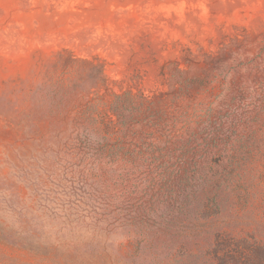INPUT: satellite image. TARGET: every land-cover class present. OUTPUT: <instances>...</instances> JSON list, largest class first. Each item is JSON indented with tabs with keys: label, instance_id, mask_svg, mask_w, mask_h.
<instances>
[{
	"label": "trees",
	"instance_id": "trees-1",
	"mask_svg": "<svg viewBox=\"0 0 264 264\" xmlns=\"http://www.w3.org/2000/svg\"><path fill=\"white\" fill-rule=\"evenodd\" d=\"M237 52L228 44L173 60L166 90L106 99L101 63L58 51L36 91L49 104L15 121L20 143L0 176V210L12 218L0 222V242L46 257L55 247L41 242L40 216L69 218L78 206L98 232L125 230L138 248L164 251L154 264H264V104L241 81L253 61ZM232 73L233 89L211 92ZM14 183L40 215L23 210Z\"/></svg>",
	"mask_w": 264,
	"mask_h": 264
},
{
	"label": "rangeland",
	"instance_id": "rangeland-1",
	"mask_svg": "<svg viewBox=\"0 0 264 264\" xmlns=\"http://www.w3.org/2000/svg\"><path fill=\"white\" fill-rule=\"evenodd\" d=\"M228 44L238 51L232 59L253 61L252 69H242L241 81L254 85L263 106L264 0H0V176L8 174L6 161L20 143L15 124L20 112L50 102L36 91L46 81L44 65L58 51L101 63L106 85L98 92L109 99L127 89L148 95L164 91V65L218 54ZM232 78L233 73L225 81L216 79L211 92L233 89ZM91 90L93 96L97 90ZM259 123L258 138L264 141V115ZM14 186L23 210L40 215L27 189ZM66 213L69 218L40 216L41 242L55 247L50 255L0 242V264H154L153 255L165 254L138 248L125 230L98 232L78 206ZM11 218L0 210V222Z\"/></svg>",
	"mask_w": 264,
	"mask_h": 264
}]
</instances>
